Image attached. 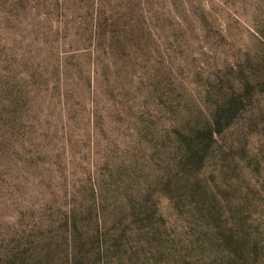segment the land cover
<instances>
[{
	"label": "rangeland",
	"instance_id": "rangeland-1",
	"mask_svg": "<svg viewBox=\"0 0 264 264\" xmlns=\"http://www.w3.org/2000/svg\"><path fill=\"white\" fill-rule=\"evenodd\" d=\"M0 264H264V0H0Z\"/></svg>",
	"mask_w": 264,
	"mask_h": 264
}]
</instances>
